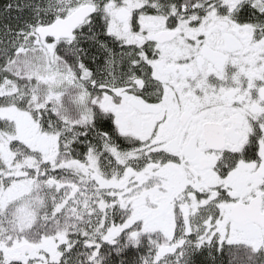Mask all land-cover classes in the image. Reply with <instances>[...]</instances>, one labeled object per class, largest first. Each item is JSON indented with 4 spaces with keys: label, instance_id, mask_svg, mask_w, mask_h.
<instances>
[{
    "label": "snow or ice",
    "instance_id": "snow-or-ice-1",
    "mask_svg": "<svg viewBox=\"0 0 264 264\" xmlns=\"http://www.w3.org/2000/svg\"><path fill=\"white\" fill-rule=\"evenodd\" d=\"M0 264H264V0H0Z\"/></svg>",
    "mask_w": 264,
    "mask_h": 264
}]
</instances>
